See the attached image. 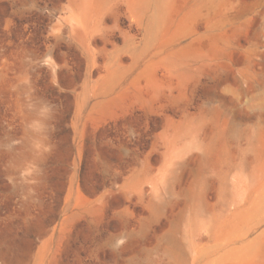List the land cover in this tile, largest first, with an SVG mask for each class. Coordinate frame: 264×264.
<instances>
[{"label":"rangeland","instance_id":"obj_1","mask_svg":"<svg viewBox=\"0 0 264 264\" xmlns=\"http://www.w3.org/2000/svg\"><path fill=\"white\" fill-rule=\"evenodd\" d=\"M0 264H264V0H0Z\"/></svg>","mask_w":264,"mask_h":264}]
</instances>
